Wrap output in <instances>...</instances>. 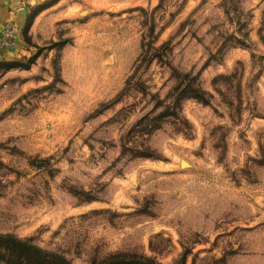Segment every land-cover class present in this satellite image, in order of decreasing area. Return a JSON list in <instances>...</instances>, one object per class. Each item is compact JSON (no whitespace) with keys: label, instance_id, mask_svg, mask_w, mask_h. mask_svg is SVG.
<instances>
[{"label":"rangeland","instance_id":"374dc122","mask_svg":"<svg viewBox=\"0 0 264 264\" xmlns=\"http://www.w3.org/2000/svg\"><path fill=\"white\" fill-rule=\"evenodd\" d=\"M2 1L0 264H264V0Z\"/></svg>","mask_w":264,"mask_h":264},{"label":"trees","instance_id":"16d2710c","mask_svg":"<svg viewBox=\"0 0 264 264\" xmlns=\"http://www.w3.org/2000/svg\"><path fill=\"white\" fill-rule=\"evenodd\" d=\"M165 47L166 44L160 50L156 51L158 52V55H156L155 59L158 58L159 60H162L163 56H165L163 53ZM159 51L160 52L163 51V52L159 53ZM146 55L147 58L150 57V52H147ZM172 76L176 80V85L172 90V96H171L173 100L172 103L169 105H164L165 104L164 101H160V97L156 95V97H154L156 102L154 111L157 110L158 108H162V112L155 118H151L152 113L146 115L143 119L144 122L149 121V122H153L154 124H157L160 122L161 119L164 118L173 117L176 119H181L180 111L182 108V103L187 100H196L204 105L211 104L210 100L208 99V96L209 98H211V96L207 95V93L203 91L197 77H193L191 74L179 73L175 69H172ZM141 92L145 94L146 90ZM31 248L38 256L36 259L34 257L33 259L31 256V258H29L27 261L28 264H73L64 255L46 252L37 246L34 247L32 246ZM111 258L118 260L117 261L109 260L106 261V263L104 264H155V262L150 259H146L144 257L138 258L137 256H128V255L119 254Z\"/></svg>","mask_w":264,"mask_h":264},{"label":"built area","instance_id":"2783aa9c","mask_svg":"<svg viewBox=\"0 0 264 264\" xmlns=\"http://www.w3.org/2000/svg\"><path fill=\"white\" fill-rule=\"evenodd\" d=\"M17 29L13 25H7L3 31V37L1 44L3 47L9 48L12 45H15L17 42L16 33Z\"/></svg>","mask_w":264,"mask_h":264},{"label":"crops","instance_id":"0c3cea01","mask_svg":"<svg viewBox=\"0 0 264 264\" xmlns=\"http://www.w3.org/2000/svg\"><path fill=\"white\" fill-rule=\"evenodd\" d=\"M7 1V0H6ZM0 3H4L2 6H0V46H2V44H1V40H2V37H3V31H4V29H5V27L7 26V25H13V26H15L16 24H13V23H10V24H6L4 27H3V24H4V19H6V18H8V13H7V9H4L5 8V4H6V2L5 1H2V0H0ZM17 42H18V38H17ZM16 42V43H17ZM16 49V44L15 45H12L11 47H9V48H6V47H4V49H2V50H5V51H13V50H15Z\"/></svg>","mask_w":264,"mask_h":264}]
</instances>
